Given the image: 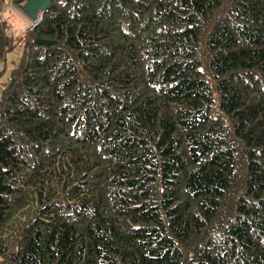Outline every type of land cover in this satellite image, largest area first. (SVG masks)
I'll return each mask as SVG.
<instances>
[{"label":"trees","instance_id":"16d2710c","mask_svg":"<svg viewBox=\"0 0 264 264\" xmlns=\"http://www.w3.org/2000/svg\"><path fill=\"white\" fill-rule=\"evenodd\" d=\"M9 1L0 264H264V0Z\"/></svg>","mask_w":264,"mask_h":264},{"label":"rangeland","instance_id":"374dc122","mask_svg":"<svg viewBox=\"0 0 264 264\" xmlns=\"http://www.w3.org/2000/svg\"><path fill=\"white\" fill-rule=\"evenodd\" d=\"M2 15L8 26L11 27L8 29L9 34H18V36H21L24 30L30 27L33 23L25 12L21 10L20 6L12 3L11 1L7 2V4L2 8ZM39 19H41V16H38L37 21ZM22 50V42H17V45L7 52L5 59L0 60V94L2 88L8 82L10 69L17 65Z\"/></svg>","mask_w":264,"mask_h":264},{"label":"water","instance_id":"95a60500","mask_svg":"<svg viewBox=\"0 0 264 264\" xmlns=\"http://www.w3.org/2000/svg\"><path fill=\"white\" fill-rule=\"evenodd\" d=\"M50 1L51 0H25V2L20 5V8L33 21L32 26H35L40 21V19L37 21L38 13L46 9ZM34 42L40 45H48L51 43L50 40L41 38H36Z\"/></svg>","mask_w":264,"mask_h":264},{"label":"bare ground","instance_id":"6f19581e","mask_svg":"<svg viewBox=\"0 0 264 264\" xmlns=\"http://www.w3.org/2000/svg\"><path fill=\"white\" fill-rule=\"evenodd\" d=\"M42 12H43V11L39 12V13H38V16H41V15H42Z\"/></svg>","mask_w":264,"mask_h":264},{"label":"clouds","instance_id":"9594fccd","mask_svg":"<svg viewBox=\"0 0 264 264\" xmlns=\"http://www.w3.org/2000/svg\"><path fill=\"white\" fill-rule=\"evenodd\" d=\"M31 22H32V20H31ZM33 24V23H32ZM32 24H31V26H32Z\"/></svg>","mask_w":264,"mask_h":264}]
</instances>
